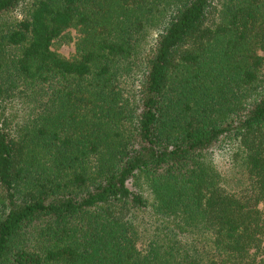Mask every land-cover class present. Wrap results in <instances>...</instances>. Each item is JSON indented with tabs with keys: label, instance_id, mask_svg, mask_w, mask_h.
I'll list each match as a JSON object with an SVG mask.
<instances>
[{
	"label": "trees",
	"instance_id": "obj_1",
	"mask_svg": "<svg viewBox=\"0 0 264 264\" xmlns=\"http://www.w3.org/2000/svg\"><path fill=\"white\" fill-rule=\"evenodd\" d=\"M22 1L0 0V264H264V0H34L4 31Z\"/></svg>",
	"mask_w": 264,
	"mask_h": 264
},
{
	"label": "rangeland",
	"instance_id": "obj_2",
	"mask_svg": "<svg viewBox=\"0 0 264 264\" xmlns=\"http://www.w3.org/2000/svg\"><path fill=\"white\" fill-rule=\"evenodd\" d=\"M33 3L34 0L22 1L17 8L2 18V29L4 31L8 30L13 23L25 17L31 9ZM157 33V31L153 32L151 38L157 39ZM81 37L82 33L78 28H70L66 31V34L62 38L55 41L54 49L67 58H73L78 53L77 43ZM13 51L14 50H12V48H9L5 55L8 58H11ZM16 95V98L9 102L5 110V114L9 115L14 121L17 119L22 120L28 108V104L23 102L24 99L19 97L18 94ZM240 153L241 151L237 148L236 144L228 143V145L222 149L216 150L212 155V162L221 176L223 183L231 189L237 186L240 178L244 175V167ZM152 231L153 228L150 227L149 231L147 229L142 232L148 235L146 238L147 241L150 238V234L153 233Z\"/></svg>",
	"mask_w": 264,
	"mask_h": 264
}]
</instances>
